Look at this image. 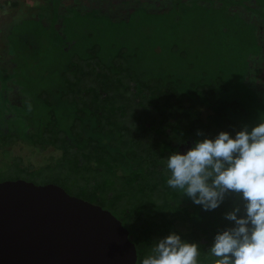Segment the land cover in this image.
<instances>
[{
  "label": "trees",
  "instance_id": "16d2710c",
  "mask_svg": "<svg viewBox=\"0 0 264 264\" xmlns=\"http://www.w3.org/2000/svg\"><path fill=\"white\" fill-rule=\"evenodd\" d=\"M62 84L56 90L62 107L42 92L50 105L48 117L30 122L23 133L44 153L42 160L26 165L15 157L5 167L9 179L55 182L110 209L136 244L137 264L155 255V243L170 233L198 245V264H212L215 235L234 223L225 213L239 206L243 215L244 201L229 193L218 208L204 211L167 185V158L221 131L235 136L241 123L230 105L238 101L223 97L217 85H189L173 76L144 78L123 52L112 63L96 53L72 60ZM20 95L16 102L7 99L11 110ZM202 107L211 110L205 114ZM9 129L0 128L4 145L18 137Z\"/></svg>",
  "mask_w": 264,
  "mask_h": 264
},
{
  "label": "rangeland",
  "instance_id": "374dc122",
  "mask_svg": "<svg viewBox=\"0 0 264 264\" xmlns=\"http://www.w3.org/2000/svg\"><path fill=\"white\" fill-rule=\"evenodd\" d=\"M119 52L144 78L219 86L238 101L241 129L264 120V0H0V128L18 134L0 138V180L15 157L42 160L23 133L48 117L42 92L62 107L66 66L91 53L112 63ZM19 95L13 111L7 99Z\"/></svg>",
  "mask_w": 264,
  "mask_h": 264
},
{
  "label": "clouds",
  "instance_id": "9594fccd",
  "mask_svg": "<svg viewBox=\"0 0 264 264\" xmlns=\"http://www.w3.org/2000/svg\"><path fill=\"white\" fill-rule=\"evenodd\" d=\"M201 133L198 132V135ZM167 185L204 211L218 208L229 193L244 201V213L235 206L225 213L233 226L217 232L210 254L212 264H264V120L245 125L231 135L196 141L184 153L167 158ZM155 255L142 264H198V245L170 233L153 246Z\"/></svg>",
  "mask_w": 264,
  "mask_h": 264
},
{
  "label": "water",
  "instance_id": "95a60500",
  "mask_svg": "<svg viewBox=\"0 0 264 264\" xmlns=\"http://www.w3.org/2000/svg\"><path fill=\"white\" fill-rule=\"evenodd\" d=\"M110 209L55 182L0 180V264H137Z\"/></svg>",
  "mask_w": 264,
  "mask_h": 264
}]
</instances>
